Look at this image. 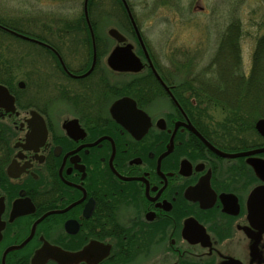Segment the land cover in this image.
<instances>
[{
	"label": "flooded vegetation",
	"instance_id": "af4514ba",
	"mask_svg": "<svg viewBox=\"0 0 264 264\" xmlns=\"http://www.w3.org/2000/svg\"><path fill=\"white\" fill-rule=\"evenodd\" d=\"M236 10L206 68L124 32L140 68L113 69L124 43L90 9L31 22L0 63V264H264V18L245 71Z\"/></svg>",
	"mask_w": 264,
	"mask_h": 264
},
{
	"label": "rangeland",
	"instance_id": "374dc122",
	"mask_svg": "<svg viewBox=\"0 0 264 264\" xmlns=\"http://www.w3.org/2000/svg\"><path fill=\"white\" fill-rule=\"evenodd\" d=\"M83 0H0V19L8 25H16L21 33L29 32L32 23L42 35L43 28L52 27L55 19L76 18L82 12ZM141 34L163 66L170 67L171 53L177 51L178 59L186 61L187 52L195 56L198 67L215 64L214 55L220 33L233 9L242 19V65L245 71L250 65L252 32L250 19L259 20L262 0H127ZM92 17L101 21L104 29H122L126 19L116 0H93ZM253 13V14H252ZM264 18V17H263ZM49 25V26H48ZM44 26V27H43ZM41 29V30H40ZM253 24V36L256 34ZM102 33V31H101ZM131 39V38H130ZM30 43L0 30V63H6L11 50L25 53ZM196 53V54H195ZM182 56V58H181ZM20 60V59H19ZM214 61V62H213ZM181 63V62H180ZM182 66H187L185 62Z\"/></svg>",
	"mask_w": 264,
	"mask_h": 264
},
{
	"label": "water",
	"instance_id": "95a60500",
	"mask_svg": "<svg viewBox=\"0 0 264 264\" xmlns=\"http://www.w3.org/2000/svg\"><path fill=\"white\" fill-rule=\"evenodd\" d=\"M121 1L127 11L128 17L130 18L135 28L136 34L138 36V40L141 43L143 49H145V47L143 46L141 37L139 35V32L136 28L135 22L133 21V17L130 12L129 6L126 0H121ZM87 2L88 0H84V13H85L86 19H87ZM4 29L8 30L9 32L17 36L25 38V36L22 34L9 30L5 27ZM109 33L113 37H115L118 42L122 43L125 41V37L118 30L111 28L109 30ZM108 64L113 69L122 70V71H134L140 68L139 58L134 54V52L132 51V45L129 43L115 46L108 57ZM0 97L9 99V100L11 99V96L9 95L7 89L3 85H0ZM255 128L264 134V119L257 120V122L255 123ZM261 151H264V148L253 150V153L261 152ZM253 167L257 171V167H255L254 163H253ZM262 169L264 171V164L262 166ZM253 224L255 226H258V229L264 228V189L262 188H258L253 193Z\"/></svg>",
	"mask_w": 264,
	"mask_h": 264
},
{
	"label": "trees",
	"instance_id": "16d2710c",
	"mask_svg": "<svg viewBox=\"0 0 264 264\" xmlns=\"http://www.w3.org/2000/svg\"><path fill=\"white\" fill-rule=\"evenodd\" d=\"M117 2H118V5H119V9L121 10V14H122V17L124 16L125 17V19L128 21V17H127V15H126V13H125V11H124V8H123V6H122V4H121V2H120V0H116ZM0 22L1 23H3L4 25H6L7 27H9V28H12V29H15V30H19V28H18V26H16V25H8L7 23H5V21H1L0 20ZM127 29V28H126ZM222 48L221 47H219V50H221ZM221 56H216L215 57V64H217V65H221V63H220V61H221ZM226 65H228V63H226ZM7 76H6V73H4L3 71L1 72V78H6ZM241 81H243V82H247V83H249L250 82V77L248 76L247 78H243Z\"/></svg>",
	"mask_w": 264,
	"mask_h": 264
}]
</instances>
